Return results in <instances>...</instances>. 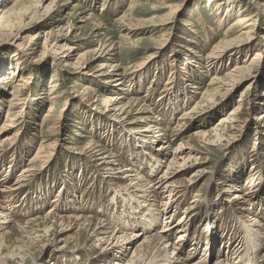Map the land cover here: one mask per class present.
I'll return each instance as SVG.
<instances>
[{
  "label": "rangeland",
  "instance_id": "obj_1",
  "mask_svg": "<svg viewBox=\"0 0 264 264\" xmlns=\"http://www.w3.org/2000/svg\"><path fill=\"white\" fill-rule=\"evenodd\" d=\"M60 1L57 17H55L57 26H66L68 21H72L69 17L70 14L84 11L86 16L89 13L93 15L92 21L82 22L76 27L75 31L73 30V34L69 37L71 42L62 41L59 44L75 47V50H73L74 58L70 61L71 64L74 63L78 54L82 53L85 50L84 48L87 47L85 44L83 45L84 48L80 47L83 41L77 40L81 37L89 39L93 36L96 39L99 35L98 39L95 40V45L87 47L90 50L99 48L98 41L108 40V42L116 44L119 47V54L116 58L118 62L122 63L121 66L129 67L131 72L133 70L137 72V74L132 72L133 75H130L129 85L127 84V89L130 88L128 89V95L130 96L127 95V99L142 100L141 103L145 107L153 109L154 116L156 115L157 117H155L160 120L158 121L159 124L161 123L168 130H172L177 125L178 118L183 113L190 112L195 103L201 100L198 93L205 89L211 77L216 74L217 76L224 75L234 67V63H238L242 59L245 60L246 58L250 61L255 53L260 55L258 62H254L250 73V76L254 78L243 80L241 84L239 83L235 88H232L228 95L216 96L213 100L215 102L203 107L197 115L196 113L191 114L189 120L180 128L178 136L171 139L169 157L175 147L186 144V147L197 151V155L202 158L200 161L190 162L188 170L177 178V180L193 178L194 181L185 194L182 193L179 196L180 198H173L178 201L176 203L181 205L174 215V222L183 217L185 208L192 207L194 209L198 207L199 213H196L194 219L187 225V227H190L187 231L191 241L197 238L199 233L205 231L207 224L218 232L215 235L216 238L222 239L221 230L225 228L222 224H230L228 227L230 228L229 232L234 231L237 224L239 227L235 232H238L242 230V221L239 217L243 221L249 222L250 218H246L244 215L238 216L241 212L240 207L232 200L231 194L246 191L245 193L248 196L251 195L252 203L247 206L253 212L250 217L260 215L262 211L264 212L262 210V207L264 209V139L260 138L261 135L257 133V125L254 124V120L257 119L258 121L259 116L264 112V99H262L264 98V42L260 40V37L264 36V21L257 20L256 32L259 40L250 44L247 56L245 51L244 55H235L232 61L224 60L222 65L217 66L216 71L215 69L205 68L207 62H209L207 55L211 53L213 45L224 39L225 29L234 17H231L229 21H225V24L219 27L218 21L212 15L216 10L223 14L226 11L225 7L218 8L216 6L218 4H208L207 0H140L137 2L132 0H69V4H65L66 0ZM11 4L12 0L7 6ZM130 5L133 7L128 11ZM241 7V5H233L230 12L237 13ZM125 12L126 15H131L134 25L132 29L137 33L133 36L127 35L126 38L124 37V30L120 29L115 22ZM41 20L39 18L35 20L28 18L21 22V25L26 26V31L21 35L24 39L40 33L39 47L44 42L43 33H46L45 31L52 26L51 22L43 23ZM163 21L167 22V25H162ZM174 21L178 22L176 28L173 25ZM98 22L101 23L99 29L94 26V23ZM124 24L126 25L127 22ZM78 28L81 30H78ZM189 30L200 31L199 36L194 37ZM235 34H237L236 30H232L230 33L232 36ZM139 37L142 40L134 43V46H130V42ZM182 39L189 43L193 42L194 54H192L194 59L190 65L191 67L184 68L182 64H178V67L184 68L186 72L178 74L173 80V78H170L169 73V65L174 60L173 55L179 56V60L183 59L186 62L185 55L188 50L180 48L176 44ZM156 40H164L163 43L168 45L165 50L163 49L165 52L162 50L159 53L155 50L153 53V48L157 45ZM188 45L190 46V44ZM42 51V47H40L31 55H22L17 47L8 42L6 37H0V94L10 92V88L8 89L5 85L8 76L15 74V78H17L19 76L17 74L23 71L25 77L30 78L28 84L21 88L23 93L20 91L21 94L17 97V101H19L16 104L19 105L15 111H21V113L15 118L11 117V122H5L7 111L5 101L8 94L0 96V141L4 138H11L8 142H3L2 150H0V184L15 181L21 174V170L25 169L26 164L33 158L38 145L43 140L54 139L56 135L55 129H53L54 133L47 130L50 126L52 127L49 123L41 128L39 127L48 110L47 108L50 106V103L46 101V93L48 92L53 70L56 67L51 50L49 49L48 53ZM64 53L62 50L59 53L57 52V59ZM152 53L154 57L150 58L149 56ZM62 59L60 58V60ZM185 65L188 66L186 63ZM88 70L84 71L85 77H88L86 75L89 73ZM80 71L78 69L73 70L68 74L67 79L57 80V91L61 92L68 87L70 88L74 81L79 79L76 75H79ZM93 79L97 81L96 78ZM167 82L170 84H167ZM97 83L99 82L97 81ZM181 84H184V86ZM104 87L103 84H99L95 88L103 92L106 91L103 90ZM33 98L40 99L34 100ZM78 100L80 99L72 100L70 98L64 102V96L57 99L55 103L56 111L59 112L63 107L65 110L62 114L65 126L61 130V134L59 128L57 130V137L59 136L57 139L60 146H57V153L51 157L53 161L49 167L44 168L42 171H33L28 175L23 193L15 199V211H11V215H13L11 216V222L6 224L11 245L24 243L26 247L27 257H24L23 264H50L51 262H55V264H88L91 261L89 250L78 251L79 254L76 251L74 253L70 251H72L71 248L75 244L94 245L93 240L90 241V238L95 235L93 233L90 237V231L75 232V229H73L65 234V236L67 234L71 236L67 240V244L60 242L63 237H59L52 246H48L41 251L38 249V245H31L32 242L28 237L30 231H32L31 229H36L40 222L28 226V224H25L26 221L38 219L45 215L57 217L59 215L67 216L66 214L74 215V213L78 215V212H80L79 214L82 213L84 217L90 215L89 217L96 218L95 220L105 219L113 223V221L115 222L116 212L120 213L122 206L132 199L124 190H118L121 185H116L115 182L117 181L108 178L107 174L109 172L96 168L90 159L76 156L73 152H66L65 148L83 146L89 138H92L95 141L93 143L94 147L97 148L96 151L102 148L103 150L106 149L105 151L111 152L112 155L116 154L121 161L119 163L123 162L122 165L135 168L148 178L152 174L149 170V164L152 162V158L149 156L152 153H149L148 148H141L145 146L144 144H148V141L147 143L143 142L149 139L146 138L143 142L142 140L135 141L132 138L134 136L131 134L132 132L124 127V120L118 119L123 122L113 124L101 122L97 117L98 109L95 108L98 104L92 106L96 110L93 108L86 109L85 107L82 108ZM238 100H242L239 103L241 107L233 115L230 127L224 134L215 132L220 134L221 139L218 144L207 147L201 144L200 140L191 136L193 130L198 128L200 124H206L208 130L217 124L220 117L228 116L229 111L235 107ZM156 111H158L157 114ZM78 116L83 117V130L80 131V135H76L77 129L74 126ZM5 123H14L15 126L1 129ZM11 142L12 144L9 145ZM254 143H256L255 147ZM154 146H157V144ZM152 148L154 149V147ZM14 159L17 160L15 165L11 164ZM119 165L121 167V164ZM160 165V170L155 172L154 178L162 171L164 163ZM143 171H147V173ZM247 178H250L251 182ZM62 181L64 183L61 187ZM65 185L66 190L63 189ZM228 187L232 188L230 193H224L223 191L228 190ZM178 190L176 189V191ZM116 193H120V196L114 197L115 200H113L112 196H115ZM227 197L230 199L229 201H225ZM52 201L56 203L51 204ZM193 201H195L194 204ZM144 208L146 207L143 206ZM192 208L189 211L195 212ZM48 209L50 210L47 211ZM162 218L163 215H159L156 223L157 230L162 226ZM185 218L186 215L183 219ZM50 223L52 224V220L47 224ZM137 231L138 229L135 230V232ZM177 235V233H173L169 242H174ZM6 244H8V240ZM63 245L66 250L63 249ZM203 248H205V244L200 243L196 257H199L203 252ZM263 250L258 251L257 259L261 256ZM10 251L9 248L5 252L9 254ZM245 254H248L246 250L239 264H242ZM114 256H117V254H114ZM219 256L222 255H214L210 258V264H214ZM115 259H118V257Z\"/></svg>",
  "mask_w": 264,
  "mask_h": 264
},
{
  "label": "bare ground",
  "instance_id": "obj_2",
  "mask_svg": "<svg viewBox=\"0 0 264 264\" xmlns=\"http://www.w3.org/2000/svg\"><path fill=\"white\" fill-rule=\"evenodd\" d=\"M132 1L137 2L140 0ZM9 2H11V0H0V37H6L8 42L12 46L17 47V50L22 53V55H31L40 47H42L43 53H48L50 49L54 55L53 58L56 67L53 70L54 72L50 78L48 92L46 93V101L50 103V106L47 108L48 110L40 123L42 125L39 124V127L41 128L46 123H49L52 127L50 126L47 130L53 132V129H55L56 135L54 139L43 140L44 143L42 141L38 145L33 158L26 164L24 167L25 169L21 170V174L15 181H7L0 184V264H23L25 260L24 257H27L24 243L11 245V242H9V232L6 230V224L11 222V216H13L11 215V211L15 208V199L23 193V187L28 175L33 171H42L44 168L49 167L53 161L51 157L57 153V146H60L57 139L59 137H57V130L59 128L61 134V130L65 126L63 120L64 117L62 115L65 110L63 107L57 112L55 109V103L57 99L63 96L64 102L70 98L72 100L80 99L78 101L82 105V108L98 109L97 117L101 122L113 124L123 122L118 119L124 120V127H127L128 130L132 132L131 134L134 135L132 138L135 141L142 140L143 142L148 138L149 140L143 142L147 143L148 141V144H144L145 146L140 147L148 148L149 153H152L149 156L152 158V162L149 164V170L152 174L148 178L144 176L141 171L138 172L135 168L122 165L123 162L119 163L121 161L118 159V156L105 151L106 149L103 150L102 148L96 151L97 148L94 147L93 143L95 141H93L92 138H89L83 146L69 147V149L65 148L64 150L66 152H73L76 156L90 159L91 163H93L96 168L98 167L103 171L106 170L109 172L107 174L108 178L117 181L115 182L116 185H121L118 190H124L132 199L130 198V202L122 206V211L120 213L116 212L114 217L115 222L113 221V223L100 218H98L100 220H95V217V219L89 217V213V216L84 217L82 213V215L79 214L80 212H78V215H75L74 213V215L66 214L67 216L59 215L57 217L45 215L38 219L26 221L25 224H28V226L40 222L36 229L32 228V231H30L31 233L29 232L30 235L28 237L30 242H32L31 245H38V249L42 251L44 248L52 246L59 237H63V239H60V242L62 241L64 244H67V240L70 239L71 236L68 234L65 236V234L75 229V232L81 230L90 231V237L93 233L95 234L90 238V241L93 240L94 245L75 244L71 248L72 251H70L74 253L75 251L89 250V258L92 262L90 261L88 264H210V258L219 254L222 256H219L214 264H239L245 250L248 254H245L242 264H264V250L261 256L257 259L258 251L264 249V212L262 211V213L260 212V215L252 216L253 218L250 217V215H253V212L250 207L247 206L252 203V200L250 198L251 195L248 196L245 193L246 191L243 193L238 192L231 194V197L240 207L238 208L241 212L238 216L244 215L246 218H250L249 222L245 220L243 221L239 217L242 221V230L238 232H235L239 227L237 224L235 225L236 229H233L234 231L231 232H229L230 228H228L230 224H222L225 227L221 230L222 239L216 238L215 235L218 232L208 224L205 226V231L199 233L197 238H194L192 241L191 238L189 239V233L187 230L190 227H187V225L194 219L195 214L199 213L198 207L194 209L192 207L185 208L184 215H186V218L183 219V215L179 221H173L175 213L181 206L176 203L178 201H175L173 198L179 197L182 193L185 194L194 181L193 178H188L186 180H177V178L180 177L183 172L188 170V164H190V162L200 161L202 158L197 155V151L186 147V144L175 147L169 157V148L170 143L172 142L171 139L178 136L180 128L189 120L191 114L196 113L197 115L198 111L203 107L207 106L209 103L211 104L212 102H215L213 100H215L216 96L219 97L224 94L228 95L231 89L235 88L239 83L241 84L243 80L254 78L253 76H250V73L253 69L254 62H258L260 55L255 53L254 57L251 60L249 59L250 61L246 60V58L245 60L242 59L238 63H234V67L224 75L217 76L216 74L211 77L209 83L206 84L205 89L202 92H197L201 96V100L195 103V106L190 112L183 113V115L178 118L177 125L172 130H168L163 127L161 123L159 124L158 121L160 120L156 118V115V117L154 116L153 109L151 110L145 107V105L141 103L142 100L133 98L127 99L126 96L128 95V89H130H127V84L129 85L128 82L131 79L130 75H133L132 72H135V74H137V72L135 70L131 72L129 67L121 66L122 63H120V61L118 62L116 58L119 54V47L116 44L108 42V40L98 41L97 45L99 48L90 50L87 47L93 46L99 35H97L96 39H94L93 36L89 39L81 37L77 40L83 41L80 47H83L84 44L87 47H83L85 50L83 49L84 51L79 53L74 63L71 64L70 61L74 58L73 50H75V47L59 44L62 41L71 42L69 37L73 34V30L75 31L77 29L76 27L82 22L86 23L92 21V14L89 13L86 16V12L84 11L70 14L69 17H71L72 21H68L66 26H57V20L55 17H57V11L59 9L58 4L61 2L60 0H12V4L7 6ZM65 2V4L70 3L69 0H66ZM207 3L212 5H215L216 3L218 4L216 5L218 8L225 7L226 11L223 14L216 10L212 15L213 18L218 21L217 24L219 27L224 25L225 21H229L231 17H234L225 29L226 32L224 34V39L219 40V43L213 45L210 51L211 53L207 55L209 62H207L205 68L209 70L215 69L217 71V66L219 67L222 65L224 60L232 61L234 60L233 57L235 55H244L245 51L247 56L250 44L259 40L256 32V25H258L257 20L264 21V0H207ZM233 5H241L242 7L237 13H233V11L230 12ZM132 7L133 6L130 5L127 10H131ZM126 12L115 21L119 25V28L124 30L125 38L127 35L133 36L137 34L133 31L134 29H132L134 26L132 23V17H130V14L126 15ZM28 18L31 20L39 18L40 20L42 19L41 21L43 23L51 22L52 24L51 28L47 29L45 31L46 33H43L44 42L40 47L38 44L39 38L41 37L40 33H36L27 39H24L21 36L26 31V26L21 25V22ZM125 22H127L126 25L124 24ZM162 23V25H167V22L165 21ZM177 23V21L173 22L175 28L177 27ZM94 26L99 29L101 28V23H94ZM78 30L81 29L78 28ZM232 30H236L237 34L233 36L230 35ZM189 32L197 38L200 31L189 30ZM184 39L178 41L176 44H178V47L188 50L185 55L186 62L183 59L179 60V56L173 55L174 60H172L169 65L170 78H173V80L178 74L185 73L186 71H184V68L191 67L190 65L193 63V42L189 43L183 41ZM141 40L140 37L136 38L134 41L130 42V46H134V43L140 42ZM260 40L264 42V36L260 37ZM163 41L164 40L157 41V45L153 48V53L155 50L159 53L163 49L165 50L168 45L163 43ZM26 42L28 43L26 44ZM188 44H190V46ZM61 50L65 52L60 56V58H63L62 60H60V58L57 59V52L59 53ZM153 53L149 56L150 58L154 57ZM176 58L178 60H175ZM80 63L82 65H79ZM185 63L188 64V66L185 65ZM178 64H182L184 68H179ZM77 69L81 70L78 73L79 75H76L79 79L74 81L70 88L68 87L61 92H59V90L57 91V80L63 81L64 79H67L68 74ZM85 70L89 71V73L86 74L88 77L84 76ZM17 75L19 76L15 78V74H12L8 76L5 81V85L8 89L10 88V92H2L0 94V96H2V94L4 96L8 94V98L5 101L7 104L5 122H11V117L15 118L21 113V111H15L18 109L17 106L19 105L16 104V102L18 103L19 101H17V97L22 92L21 88L26 86L28 80H30L29 77H25L23 71L22 73L19 72ZM93 78H96L99 83ZM99 84H103L105 86L103 90L106 91H98L95 87L99 86ZM167 84L170 83L167 82ZM181 85L184 86V84ZM247 89L248 87L246 90ZM33 99L37 100L40 98ZM241 101L238 100V102H236L237 104L231 111H229L228 116L220 117L216 125H213L207 130L206 124H200L198 128L193 130L191 136L200 140V143L207 147H212L218 144L221 138L220 134L215 132H222V134L225 133L232 124L233 115L236 114L241 107L239 104ZM95 105H97V107H95L96 109L92 107ZM158 111H156V114ZM259 117L260 119L258 121L257 119L254 120V124L257 125V133L261 135L260 138L264 139V112ZM82 118V116H78L75 120L74 126L77 129L75 132L76 135H80V131L83 130ZM13 124L5 123L2 125L1 129L13 128V126H15ZM10 139L11 138L8 137L0 141V150H2L1 146L3 142H8ZM70 139L72 140V138ZM11 144L12 142L9 143V145ZM155 144H157V146H154ZM255 146L256 143H254V147ZM152 147H154V149ZM11 162V164H17L16 159ZM161 163H164L162 171H160L157 177L154 178L155 172L160 170ZM119 164H121V167ZM37 165L39 166L37 167ZM145 172L147 173V171ZM247 180H250L251 182L250 178H247ZM63 183L64 181H62L61 187ZM63 189L66 190V185ZM176 189L179 190L176 191ZM231 189L232 188L228 187V190H224L223 192L230 193ZM117 196H120V193H116L115 196H112L113 200H115L114 197ZM229 200L230 199L227 197L225 201ZM54 202L55 201H52L50 203L53 204ZM192 203L194 204L195 201ZM143 206L146 208L143 209ZM191 208L195 212H190L189 209ZM262 210H264L263 207ZM169 212L171 213L169 214ZM161 214L163 215V223L157 230L156 223ZM50 220H52V224H47ZM136 229H138L137 232H135ZM173 233H177L178 235L176 236V240L170 243V236ZM7 240L9 245L6 244ZM200 243L205 244V248H203V252L199 257H196L198 245ZM62 247L65 249L64 245ZM9 248L11 251L8 254L5 251H8ZM114 254H117V256H114ZM129 254L131 255L129 256ZM116 257H118V259H115ZM50 264H55V262H51Z\"/></svg>",
  "mask_w": 264,
  "mask_h": 264
}]
</instances>
